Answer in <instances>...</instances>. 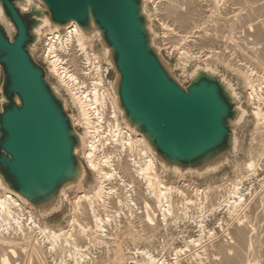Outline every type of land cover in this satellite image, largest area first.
<instances>
[{
	"label": "water",
	"instance_id": "1",
	"mask_svg": "<svg viewBox=\"0 0 264 264\" xmlns=\"http://www.w3.org/2000/svg\"><path fill=\"white\" fill-rule=\"evenodd\" d=\"M147 3L0 0V190L2 184L34 211L59 210L61 189L76 188L80 171L86 176L73 104L39 58L44 36L72 22L83 39L96 41L121 122L143 137L163 175L174 172L173 163L183 174L217 171L237 153L230 138L246 111L232 84L197 63L185 81L156 43ZM41 15L50 23L37 32Z\"/></svg>",
	"mask_w": 264,
	"mask_h": 264
},
{
	"label": "bare ground",
	"instance_id": "2",
	"mask_svg": "<svg viewBox=\"0 0 264 264\" xmlns=\"http://www.w3.org/2000/svg\"><path fill=\"white\" fill-rule=\"evenodd\" d=\"M163 1H164L162 3L163 6H161V4L159 3L161 8H157L159 9L157 11L158 12L160 11L161 14L165 16L172 15L175 12V7L177 6V2L179 3L181 2V4L184 3L186 5L187 11L185 13L179 14L178 16L176 15L177 20L182 24L185 23L188 24L189 22L192 23L194 15L191 16L189 14H193L198 10H200L201 12L204 11L203 6L205 0H163ZM210 1H209L210 2L209 5L212 6H209L211 8L208 7L209 14L208 15L206 14L208 18L215 13L214 9L218 7L217 6L218 0H210ZM212 7H214V9ZM154 9L156 8L154 7ZM155 14H157V12H155ZM0 19H4L1 5H0ZM39 20L40 23L36 28L37 32L41 26L48 25L50 23L48 17L45 15H41L39 17ZM192 24L193 25L191 26L190 29H193L195 27L198 28L199 26L197 23H192ZM166 26L167 28L169 27L168 25ZM64 29L65 30L63 33L60 32L59 29H55L47 34V40L44 48L46 51L45 56L46 59L48 60L50 66L49 68L52 70V72L50 73H55L54 75H56L55 77L58 79V84H60L65 88L66 92L70 96V100L76 107L77 112L73 116L74 123L76 125H78V123L82 124L84 128L82 130V134L79 135V145L81 146L82 143L84 144V149L82 152V155L85 159L84 164L85 166L87 165L88 168L90 167L95 172V176H96L95 184H92L90 190L85 191L83 189L84 188L83 182L85 180V175L81 171L77 174V178L75 182L77 184L76 188H79L78 189L79 191L74 196V199L71 202L72 209L71 208L70 209L72 210V215H71V219L69 220V223L73 227L71 228V230H69L70 229L69 228L68 231L67 230L65 231L62 227H57V229L53 230L50 224L47 223L46 219L43 217L44 215L46 216L52 213L53 211L58 210V206L49 207L47 209H38L37 207L36 208L37 212H36L26 202L21 200L18 194L15 193L16 194L15 195L11 193L10 191L6 190L5 186L1 184L2 186L1 188L3 189L0 190V216H1L0 218L8 222L10 219H12V222L14 221L15 225L12 227V224L10 222L9 223V225L11 224L10 225L11 230H10V228L8 229L9 225L3 226V224L0 221V224H2L0 225V264H13V263L17 264L18 260H20L19 264H65V263L84 264V262H86V260L88 262V258L91 257L88 255L89 257H87V259L85 258L87 255V254L85 255V251L87 249L90 250L89 249L90 247L88 245L95 243L103 244L105 246L106 251L112 248L113 255L111 259L108 256L110 260L109 259L105 260V258L100 257V255L99 258L96 256L94 257L93 255L94 258H91L92 260L91 263H87V264H122L123 261L126 262L127 260L128 261L130 260L132 264H191L187 260L184 263V261H181L180 259L178 260L177 257L175 258L172 257L174 260L171 263H168L165 262L164 258L162 259V256L159 257L157 253H154L155 250L157 249L156 248L157 243H156V247L154 246V241H155L154 237L156 233L155 223H157V220L156 218H154L156 217L154 216L155 214L152 215L151 213H149L148 210L153 209V206L151 204L156 205L160 211L162 210L161 211L162 220L166 221L165 210H167V212L170 213V211L175 207L174 201H172L171 199L172 197H170L173 190L177 191L179 195L183 196V200L184 202H186V204L187 203L190 204L197 201V199L199 200L202 199V195L204 193L203 189L199 186L192 185L191 181L190 183L186 182L191 187V192H192L190 195H188L187 193H184L185 191L183 190L184 188L181 190L180 188L175 187L173 183L171 184L166 182V178L163 177L164 175H162V173L158 171L157 161L153 153L147 146L143 137L140 134L132 133L121 122L119 112L115 108L112 97L110 93L107 92L104 84L102 86L103 92L105 94L104 96H102L98 91L94 89H92L91 94L87 96L84 93L78 91V89H76L69 82L72 73L76 71L79 66L77 49L82 45L91 42H87V40L83 39L78 27L74 22L70 23V25H68ZM192 32L193 31H191V33ZM215 32L214 34H216ZM197 33H199V31ZM212 35L209 32L208 33L205 32L204 34L201 33L199 36L197 35L195 36L201 39H206L209 37H210L209 39H211V37L213 38L215 37ZM253 35L256 38L264 37L263 31L260 30L258 27H255ZM187 36L189 35L186 34L180 35V37H186V38ZM171 42H169L170 45L168 46L171 47L172 45L175 48V44L173 43L171 44ZM165 43L167 44V41ZM63 44L67 49L63 47ZM160 46L162 47V45ZM188 49H190V47ZM188 49L185 48L182 49V51L180 50L181 52H183L182 54L183 56H185L184 54H187L186 51ZM190 53L192 54V52ZM190 56L191 55H189V57ZM181 58L184 59V57ZM178 63L180 66L181 63L177 61V65ZM67 66H69L70 69L67 68ZM250 79L253 80L252 77H250L249 80ZM245 80H248V77ZM251 83L253 82L251 81ZM254 83H256V81ZM253 84L252 87L251 85L250 86L247 85L248 87H251V89L252 88L254 89L253 90L254 92H252V96L253 93H256L257 91L256 88H254ZM256 94L255 96L260 94V92L257 95ZM252 96L251 99L253 98ZM252 113L256 118V120L262 119V122L264 124V112L260 108L259 104L255 105L254 102V105L252 106ZM257 134L258 135L255 138L253 137L254 141L256 139V142H254L255 144L253 145L251 144L248 147V151H247L248 158L247 160H245V166H243L244 169L240 171L239 174L235 175L233 178L230 179L231 189L229 191L228 197L227 198L224 197L225 198L224 202L230 207L229 212L231 213L234 211V215H235L234 223L233 226L231 227L232 229L230 230V232L226 233L229 234L228 239L218 240L217 243L215 241L216 244L214 245V247H216L215 248L216 251H213L214 250L213 249L212 252L210 251L208 252L207 249L206 252H203L202 250L196 251L195 253L193 252L192 253L193 255H190L191 258L195 259L194 262L192 260V264H204L203 260L205 258L209 259L210 262L209 264H264V184H263L264 182L263 183L260 182L264 180V125L262 129L260 128V130H258ZM100 137H103V139L104 138L109 139L113 141L115 144H117L120 147V149L117 148L118 152L112 153L110 151H105L100 155L96 154V150L98 146L97 141L100 140ZM230 144L232 151L237 152V150L239 149V140L234 135H232L230 138ZM77 149L78 147L75 149L76 152ZM127 149L128 152L122 153L121 150L126 151ZM222 161L207 165L206 167L210 166L207 170L216 169L222 163ZM162 164L165 165L163 162ZM187 169H190V167L189 166L186 167V170ZM173 170L175 173L183 174L182 167H180L176 163H173ZM258 176H260V178ZM110 179H115L117 180L116 182L117 184H122L125 186L124 188L128 193L127 197L123 198L121 195V198H118L120 195H116L118 196L117 197L118 199L116 201L119 204L125 203L128 207H130L129 208L130 212H128L129 214L131 213V205L132 204L135 205L138 201L136 200L137 199L136 197L139 196V198H141L142 195L146 194L142 196L143 197L142 205L146 210L144 217H140L138 215L136 216V213H134L133 215L131 213L130 216H127L126 213L125 216L124 213L125 220L124 219L122 220L123 225H121V227H119L120 225L117 227L115 225V227L118 229L117 232L116 230L115 231L113 230L114 232H111V233L116 232L115 236L112 234L113 235L112 238L108 236L109 234L111 235V233L110 232L107 233L108 231L107 219L109 217L107 214L111 210L108 212V210L105 209V211L107 210L108 213L105 212V217H103L98 212L99 209L95 208V204L97 203L94 204L95 198L106 199L113 192H115V194L116 193L118 194V191L116 190L119 189V186L116 187V189H113L114 185L113 187L111 185H108ZM141 186L142 188H140ZM136 188L137 190L135 192L134 190ZM141 189L142 191H140ZM61 193L63 194V197L66 199L67 193L64 191V189H61ZM135 193H136V197L135 196L133 197V194ZM140 193L142 195H139ZM204 198L206 197L204 196ZM107 202L109 203V200ZM129 202H132V204L130 205ZM216 207L215 206L211 207V210H213ZM226 208L228 209V207ZM211 210H209V212ZM153 211L154 210H152V212ZM37 213L39 215H37ZM85 218L86 220L90 219V221H92V224L89 220L88 221L90 222V225L89 222L84 221ZM113 221H115V219H113ZM201 232H203V228ZM201 232L199 231V233ZM199 233L195 234L197 237H195V235L194 236L188 235L187 238L184 240L185 245L187 246L195 243L200 239V237L203 238V235L199 237V235H201ZM221 233L222 235L224 234L223 232ZM124 234L126 235V237L130 235V238L132 239V240L130 239L131 242L132 243L137 242L136 245L140 243L142 244V247L141 245L136 246L134 245L135 244L134 243L133 245L136 246L134 247L135 248L134 251L129 250L128 247L124 248L121 241V239L123 238L122 235ZM45 242H48L49 244L48 246H50L48 251H47L48 248L47 249L45 248V244H44ZM21 248L25 250L23 254L22 252L18 253V251H20ZM58 251L60 252L58 253L60 255L57 254ZM205 255L206 257H204Z\"/></svg>",
	"mask_w": 264,
	"mask_h": 264
},
{
	"label": "rangeland",
	"instance_id": "3",
	"mask_svg": "<svg viewBox=\"0 0 264 264\" xmlns=\"http://www.w3.org/2000/svg\"><path fill=\"white\" fill-rule=\"evenodd\" d=\"M153 1H154V3H153ZM157 1L158 0H156V2H155V0H148L146 8H147V10L150 13V16L152 18V28L155 32L156 43L159 46L162 45V47L160 46V48H161L162 52L166 53L167 61L169 63L173 62L175 70L180 74V76L184 80H185V78L187 79L185 70H187L189 68V65L191 63H194V64L197 63V64H200L203 66H209L213 71L217 72L219 74V76L222 77L225 81L232 84L234 91L236 93V96H237V98H236L237 104L239 106H241L246 111L243 118L241 119V121L238 122L234 126L235 134L239 140V149L237 150V153L233 156H230L228 158V160L226 161V163H224L217 171H209L207 173H204L201 176L196 174V173H185L183 175H180V174H177L173 171H167V174L163 176L164 178H166V182L171 183V184L173 183V185L175 187L180 188L181 190L184 188L183 189V190H185L184 193H187L188 195H190L192 193L191 187L188 184L191 181L192 185L199 186L203 189L204 193L202 195V199H200V200L197 199V201H195L193 203H190V204L187 203L186 204V202H184V200H183V196L179 195L177 193V191L173 190L174 193L172 191L170 197H172L171 199H172V201H174L175 207L170 211V213L167 212V210H165L166 221L162 220V218H161L162 217V214H161L162 210L160 211L156 205L151 204L153 206V209H152V210H154L153 212L151 209L148 210L149 213H151L152 215L155 214L154 216H156V217H154V218H156V220H157V223H155L156 224V226H155L156 233L154 231V233H155L154 246L156 247V243H157V247H156L157 249L155 250L154 253H157L159 257L162 256V259L164 258L165 262H168V263H171L174 260L173 258L177 257L178 260L180 259L181 261H184V263L187 260L189 263L192 264V260H193V262L195 261V259L191 258V256H190V255H193L192 254L193 252L195 253L196 251H201V250L203 252H206L207 249H208V252L209 251L212 252L213 249H214L213 251H216V249H215L216 247H214V245L218 242V240L228 239L229 234H226V233L230 232V230L232 229L231 227L233 226L234 216H235L234 211L230 213L229 212L230 207L224 202V199L228 197L229 191L231 189L230 179L233 178L235 175L239 174V172L244 169L243 166H245V160H247V158H248V155H247L248 147L251 144L252 145L255 144L254 142H256V139L254 141V138L258 135L257 134L258 130H260V128L262 129L263 125H264L262 122V119H257L258 120L257 121L256 118L254 117L253 113H252V106L254 105V102H255V105L259 104L260 108L264 112V98H262V97H264V78H263L264 77V52H263L264 51V40H263L264 37L256 38L253 35L255 27H258L260 30H262L263 35H264V1H262V0H218V3H217L218 7L216 6L217 7V8L215 7L216 9H214V7H212L214 9L215 13L214 14L212 13L213 15L208 18L207 17V15L209 14L208 10H209V8H211L209 6H212V5H209L211 2L210 0H209L210 2L208 0H205L206 4L208 6L203 1L204 2V6H203L204 11L203 12L198 10L197 12H195L193 14L188 13L191 16L194 15L192 23H197L199 25L198 28L192 27L193 29H190L191 26L193 25L192 23L189 22L188 24L187 23L182 24L176 18L179 14L185 13L187 11L186 5L184 3L181 4V2L180 3L177 2V6L175 7V12L172 15L165 16V15L161 14L160 11H159L160 13L157 11V10H159L157 8H161V6H163L162 3L164 1L163 0H159L158 2ZM159 3L161 4V6ZM156 4H157V7H156ZM154 7L156 9H154ZM196 8H198V7H196ZM155 12H157V14H155ZM174 14H175V16H174ZM248 24H249V26H248ZM166 25H168L170 28L169 27L167 28ZM6 26L9 30V32L12 33V28L10 27V25H6ZM169 29H171V30H169ZM197 29H198L199 33H197L198 32ZM64 30L65 29H62V30L59 29V31L62 33L64 32ZM191 31H193V32L191 33ZM205 32H207V33L209 32L211 35L213 34L212 36H215V37L214 38L211 37V39H209L210 37L206 38V39H201V38L195 36V35L199 36L201 33L204 34ZM214 32L216 34H214ZM182 34H186L189 36H187V38L186 37H180V35H182ZM164 37H165V39H164ZM179 38H181V39H179ZM46 40H47V35L43 39L42 58L45 59L47 65H48V68H49L50 66H49L48 60L46 59V56H45L46 51L44 49ZM166 41H167V44L165 43ZM87 42H92V41L87 40ZM169 42H171V44L172 43L175 44V48L172 45H171V47L168 46V45H170ZM163 44H164V46H163ZM188 46L190 47V49H188L189 48ZM179 47H180V49H179ZM169 48H170V51H169ZM171 48L172 49L174 48V49L172 50ZM185 48L188 49L186 51L187 54H184L185 56L188 55L187 57L183 56L182 55L183 52H181L182 49H185ZM191 50H193L194 52ZM190 52H192V54ZM189 55H191V56L189 57ZM177 57H179V58H177ZM181 57H184V59H182ZM177 61L181 63L182 67H181V65L179 66V63L177 65ZM183 63H186V64H183ZM184 65H186V66H184ZM250 69H252V70H250ZM49 71L52 72V70L50 68H49ZM51 74L53 76L50 78L51 81L57 85H60V84H58V79L55 77L56 75H54L55 73H51ZM245 76L248 77V80H245V79H247V77H245ZM250 77H252L253 80H251V79L249 80ZM1 79H2V73L0 70V82H1ZM251 81L253 83L256 81V83L253 84V83H251ZM252 84L254 85V88H256V90H257V91L255 90L256 93L258 94L260 92V94L257 95L256 93H253V96H252V92H254L253 91L254 89L253 88L251 89ZM247 85L248 86L251 85V87H248ZM60 87H62L65 90V88L63 86L60 85ZM255 94L258 97L260 96L259 99L257 96H255ZM251 96L254 98V99L252 98L253 100L251 99ZM261 103H263V104H261ZM73 112H74V114L77 112L74 104H73ZM261 124H263V125H261ZM77 126H78L79 130L84 129L82 124L78 123ZM98 141H97L98 146H97V150H96V154H98V155L102 154L105 151L117 153V150L120 149V147L117 144H115L113 141H111L109 139H105V138L103 139V137H100V140H98ZM124 152L125 153L128 152V149ZM82 160L84 163V160H85L84 157ZM85 167H86V176H85V180L83 182L84 183L83 189L86 191V190L91 189L92 184H95V177L96 176H95V172L90 167L88 168L87 165ZM158 171L161 172L159 167H158ZM258 177L260 178V176H258ZM116 182H117V180L110 179L108 182V185H111L112 187L114 185L113 189H116V187L119 186V189L116 190V191H118V194L117 193L115 194V192H113L109 195L110 197L108 196L106 199L105 198L104 199L103 198H97V199L95 198L94 199V204L95 203L98 204V205L95 204V208L99 209L98 212L103 217H105V212H107V210H108V212L111 210L109 213L107 212L108 213L107 215L109 217L106 216V217H108V219H107V229H108L107 233L114 232L115 230L117 232L118 228H116V227L119 225H120L119 227H121V225H123L122 220L123 219L125 220L126 213H127V216H130L131 213H132V215L134 213H136V216L138 215L140 217H144V215L146 213L145 212L146 210L144 209V207L142 205V201H143L142 196H144L146 194L142 195L140 193L139 195H142L141 198H139L138 194H137L138 197H136V193L133 194V197L135 196L137 198L136 200H138V201L135 205H133L132 202H129L130 205L132 204L131 205V213L129 214L128 212H130V209H129L130 207H128L125 203L119 204L116 201L118 198H121V195L123 198H125V197H127V194H128L126 192V189L124 188L125 186L122 184H117ZM186 182H188V183H186ZM260 182L263 183L264 180L260 181ZM180 184H181V186H180ZM140 188H142V186ZM78 189L79 188H75V187L68 189L67 190V198L62 200L60 209L58 211L48 215V216H43L46 219L47 223L50 224V226L52 227L53 230L57 229V227H62L65 231L66 230L68 231L69 228H70L69 230H71V228L73 227L69 223V220L71 219V215H72V210H71L72 209V203L71 202L74 199V196L78 193V191H79ZM136 190H137V188L134 191L136 192ZM140 191H142V189ZM116 195H120V196L118 197ZM204 196L206 198H204ZM95 200H97L99 203ZM108 200H109V203L107 202ZM105 202H106V204H105ZM175 203L177 204V206ZM212 205L215 207L216 206H218V207L214 208L215 210L213 208H212L213 210H211V207H213ZM226 207H228V209ZM105 209H107V210L105 211ZM209 210H211L210 211L211 213L209 212ZM119 211H120V213H119ZM122 211H124V212H122ZM124 213H125V216H124ZM142 213H143V215H142ZM37 215H39V214H37ZM86 217H88V216H86ZM110 217L111 218L113 217V218L111 219ZM109 218H110V220H109ZM113 219H115V221H113ZM88 220L90 221V219H88ZM88 220H86V218H85L84 221L89 222ZM156 220H155V222H156ZM0 221L3 224V226H6V225L8 226L10 222L12 224V227L15 225L14 221L12 222V219H10L8 222V221H4L0 218ZM5 222H7L8 224ZM90 222L92 224V221H90ZM90 222H89V225H90ZM108 223L112 226H110ZM114 223H116V224H114ZM165 223H167V224H165ZM2 224H0V225H2ZM10 225L8 226V229L10 228V230H11ZM115 225H116V227H115ZM202 228H203V232H201ZM199 231L201 233H199ZM211 232L213 234L214 233H216V234L213 235ZM221 232H223L224 234L222 235ZM115 233H111V235L109 234L108 236L112 238L113 235L115 236ZM198 233L201 234V235H199V237L203 235V238L200 237V239L198 241H196L195 243L186 246L184 240L187 238V236L188 235L194 236L195 234H198ZM124 236H125V238H124ZM128 236H127L128 237V239H127L125 234L122 235L123 238L121 239V241H122L124 248L128 247L129 250L134 251L135 250L134 247L140 246V245L142 247V244H140V243H138L137 245H136L137 242L136 243L134 242L135 244L132 243L131 242L132 239L130 238V235H128ZM170 236H172V237H170ZM195 237H197V236L195 235ZM156 239H157V241H156ZM215 241H216V243H215ZM198 243H200V244H198ZM44 244H45V248L46 249L48 248L47 249V251H48L49 247H50V246H48L49 245L48 242H45ZM133 244L136 246H134ZM88 246L90 247L89 248L90 250L87 249L85 251V255L87 254L85 258L87 259V257H89V256H91V257L88 258V262L85 259L86 262H84V264L91 263V261H92L91 258H94L95 256L99 258V255H100V257H103V258H105V260H107L109 258L111 259L112 255H113L112 248H110L111 252H110V250L106 251L105 246L103 244L95 243V244H90ZM21 249H20V251H18V250L17 251H18V253L22 252V254H23V252L25 250L22 249L23 250L22 251ZM86 252H88L89 254ZM58 253H60V252L58 251L57 254ZM58 255H60V254H58ZM93 255H94V257H93ZM108 256H109V258H108ZM204 257H206V255ZM189 259L191 262L189 261ZM19 261L20 260L17 261V264L20 263ZM203 263L209 264L210 263L209 259L205 258L203 260ZM122 264H132V263L130 262V260L129 261L127 260L126 262L123 261Z\"/></svg>",
	"mask_w": 264,
	"mask_h": 264
},
{
	"label": "built area",
	"instance_id": "4",
	"mask_svg": "<svg viewBox=\"0 0 264 264\" xmlns=\"http://www.w3.org/2000/svg\"><path fill=\"white\" fill-rule=\"evenodd\" d=\"M91 41H92L91 43H86L77 49L79 66L78 69L72 73L69 82L76 89H78V91L84 93L87 96L91 94L92 89L98 91L102 96H104L105 94L102 89L103 84L106 87L107 92L109 93L105 83L104 68L105 66L110 68V66L106 64V62L102 59L96 41L94 40ZM63 47L67 49L64 46V44ZM39 58L41 59L46 69L50 73L46 62L42 58V48L39 53ZM67 68L70 69L69 66H67ZM185 80L187 81L186 78ZM121 151L122 153L124 152L123 150Z\"/></svg>",
	"mask_w": 264,
	"mask_h": 264
}]
</instances>
